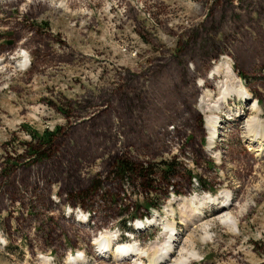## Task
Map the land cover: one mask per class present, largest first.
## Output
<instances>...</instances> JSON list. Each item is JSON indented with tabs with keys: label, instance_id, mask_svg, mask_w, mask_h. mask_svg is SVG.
<instances>
[{
	"label": "rangeland",
	"instance_id": "rangeland-1",
	"mask_svg": "<svg viewBox=\"0 0 264 264\" xmlns=\"http://www.w3.org/2000/svg\"><path fill=\"white\" fill-rule=\"evenodd\" d=\"M28 130L56 132L41 159ZM170 235L161 264H264V0H0V264H153Z\"/></svg>",
	"mask_w": 264,
	"mask_h": 264
},
{
	"label": "trees",
	"instance_id": "trees-1",
	"mask_svg": "<svg viewBox=\"0 0 264 264\" xmlns=\"http://www.w3.org/2000/svg\"><path fill=\"white\" fill-rule=\"evenodd\" d=\"M198 79H206L205 74L198 75ZM200 91V89L198 90ZM30 138L35 141V145L30 146V153L34 158L41 159L50 150L52 145V139L55 135V131L52 132H42L38 134L36 130H28ZM177 164L170 161H159L155 164H144L136 163L128 158H119L115 161L110 175L115 179L119 180L122 184L126 186H131L134 188H139L140 190L146 191L148 194L154 193L156 187L163 188L168 191L170 189L175 195H179L180 192L175 189V179H177L176 174ZM200 181V180H199ZM99 186L98 182L95 183V188ZM164 191V190H163ZM142 207L147 212L153 208L160 210V205L156 202H148L147 199L142 201ZM148 216L144 214L138 216L134 213L126 214L124 218V228H127L126 223H130L136 218H143Z\"/></svg>",
	"mask_w": 264,
	"mask_h": 264
},
{
	"label": "bare ground",
	"instance_id": "bare-ground-1",
	"mask_svg": "<svg viewBox=\"0 0 264 264\" xmlns=\"http://www.w3.org/2000/svg\"><path fill=\"white\" fill-rule=\"evenodd\" d=\"M208 78V76L206 77V79ZM206 79H204L203 81H205ZM202 79H199V81H201ZM202 81V82H203ZM240 82V81H239ZM241 83V82H240ZM242 85V84H241ZM221 88H223V86L221 87ZM201 89V88H200ZM228 93V90H227V87H226V89L222 92V94H223V96L224 97H226L225 95ZM247 96V94L245 93V92H243V97H246ZM247 100V99H246ZM253 109H255L254 111H257V110H259L258 109V106L257 105H253ZM217 121H218V119H217V117H214V116H212V117H207V119H206V124H207V126H206V130L208 131V133H210V136H211V139H213L214 137H215V132H216V124H217ZM218 125V124H217ZM249 128V127H248ZM251 128H252V126H251ZM254 130H257V129H254ZM253 130V131H254ZM214 136V137H213ZM213 137V138H212ZM255 138V137H254ZM259 138V137H258ZM259 140V139H258ZM257 140V141H258ZM263 140V139H262ZM208 142H211V141H208ZM260 143V142H259ZM209 149V148H208ZM209 157V156H208ZM208 198H211V196H209ZM186 199V198H185ZM194 199H191V206H192V209H193V213L194 214H199V212H200V210H199V207H195L194 206V201H193ZM214 200H217V199H214ZM226 202H228V198H227V200H226ZM224 204V203H223ZM229 203H227V205H228ZM201 206H202V204H200ZM227 205H223V206H221V208H224V209H227ZM222 211V210H221ZM194 216H196V215H194ZM225 219V222H227V223H231V224H233V219L231 218V217H229L228 215L227 216H225L224 217ZM139 227H142V225H139ZM169 232H173V230H170ZM166 234V233H165ZM168 236V235H167ZM173 236L172 235H170L169 237H166V241H165V245H164V247L162 248L161 247V250H160V255H159V257H157L156 258V260L153 262V264H161L162 262H164V261H166V259L167 258H169L170 259V254H172V251L174 250V245H175V240L172 238ZM175 238V237H174ZM104 240V239H103ZM103 240H101L100 242L101 243H99L98 245H100V250L103 248L104 250H105V248L107 247V246H105V245H103ZM104 244H106V242L104 243ZM117 244H131V243H117ZM107 250V249H106ZM135 249H133L130 245H126V246H118L117 247V249H116V252H115V254H118V255H120V256H125V257H127L128 256V254L129 255H132V254H135ZM174 252V251H173ZM172 256V255H171ZM81 256H79V257H76V259H74V258H69V262H73L74 263V261H78V260H80L79 258H80ZM193 257H195V255H191V256H187V257H182V259H179V261H177L175 264H188L189 262H190V260L193 258ZM165 263V262H164Z\"/></svg>",
	"mask_w": 264,
	"mask_h": 264
}]
</instances>
